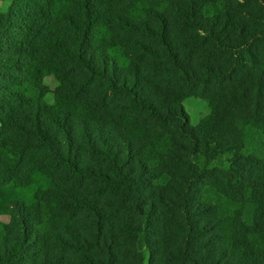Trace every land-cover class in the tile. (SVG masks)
Instances as JSON below:
<instances>
[{"label": "trees", "instance_id": "16d2710c", "mask_svg": "<svg viewBox=\"0 0 264 264\" xmlns=\"http://www.w3.org/2000/svg\"><path fill=\"white\" fill-rule=\"evenodd\" d=\"M0 216V264H264V0H9Z\"/></svg>", "mask_w": 264, "mask_h": 264}, {"label": "rangeland", "instance_id": "374dc122", "mask_svg": "<svg viewBox=\"0 0 264 264\" xmlns=\"http://www.w3.org/2000/svg\"><path fill=\"white\" fill-rule=\"evenodd\" d=\"M8 3L9 0H0V10L4 11L8 6ZM47 82L51 88L54 87V82L50 78L47 79ZM49 99H51V94ZM183 106L189 115L190 123L192 125H195L202 116L209 112L207 102L197 97H188L184 99ZM0 220L7 221L8 217L0 216Z\"/></svg>", "mask_w": 264, "mask_h": 264}]
</instances>
